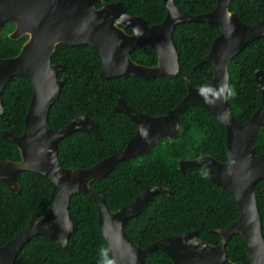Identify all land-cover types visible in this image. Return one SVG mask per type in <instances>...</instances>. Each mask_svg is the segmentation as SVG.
Wrapping results in <instances>:
<instances>
[{
  "label": "trees",
  "instance_id": "obj_1",
  "mask_svg": "<svg viewBox=\"0 0 264 264\" xmlns=\"http://www.w3.org/2000/svg\"><path fill=\"white\" fill-rule=\"evenodd\" d=\"M119 1L128 15L161 23L166 16L162 0H101ZM176 6L192 16L212 11L217 0H174ZM100 2L97 4L99 7ZM229 10L238 15L246 25L264 20V0H232ZM5 29L0 37V58L16 55L24 39L12 41ZM219 30L205 23H181L173 31L180 70L176 76H159L144 80L121 76L102 79L99 76L101 59L89 46L57 45L51 57L53 64L64 70L58 78L66 77L58 99L48 112L47 121L52 130H59L77 115H85L98 126L100 138L77 131L63 138L57 147L60 165L65 168H89L100 160L122 150L135 134L136 126L124 115L115 111L118 98L140 113L158 117L169 114L187 93L186 80L201 89L213 78L210 63L196 65L208 55ZM130 58L146 66L157 61L155 46L145 41ZM264 72V38L246 46L228 65L230 76L228 101L236 120L244 124L261 104V93L255 81V71ZM33 94L29 82L12 77L2 93L4 114L0 116V161L19 160L17 147L3 138L4 130L21 135L24 117ZM180 133L169 142L161 140L147 155L120 162L112 173L94 183H103L105 205L117 211L131 204L136 197L152 185L170 190V195L155 194L140 215L128 220L124 226L127 236L139 247L145 248L163 238L197 231L200 240L217 245L221 237L213 233L239 216L234 197L219 185L213 184L205 169L192 167L178 170L181 159H195L208 155L221 163L227 160L225 130L201 106H192L179 119ZM255 150L264 154V127L254 140ZM21 191L14 195L0 182V246L22 231L32 214L44 215L51 208L52 184L44 176L30 172L17 173ZM92 183V184H94ZM91 184V186H92ZM93 187V186H92ZM257 207L261 216L264 238V179L255 185ZM69 212L76 226L66 247L48 237H33L15 260V264H112L98 226L95 203L81 195L70 198ZM225 252L232 262H244L248 247L240 234L232 235L226 242ZM147 264H172L161 251H153Z\"/></svg>",
  "mask_w": 264,
  "mask_h": 264
},
{
  "label": "water",
  "instance_id": "obj_2",
  "mask_svg": "<svg viewBox=\"0 0 264 264\" xmlns=\"http://www.w3.org/2000/svg\"><path fill=\"white\" fill-rule=\"evenodd\" d=\"M165 19L157 24L128 15L121 2L100 0H0V35L6 22L15 25L9 39L17 41L27 36L18 55L0 59V116L4 114L2 93L14 76L26 79L33 87L31 102L24 118V131L15 136L3 131V138L12 142L20 154L19 162H0V182L12 194L21 188L15 176L30 172L46 177L52 184L51 208L44 214H32L19 234L0 246V264H15L23 247L36 236H45L66 247L76 222L69 212L70 198L81 194L91 199L97 208L98 226L112 264H147L153 251L164 252L172 264H264L262 220L257 207L255 185L264 179V154L255 150L254 140L264 127V72L255 71V81L261 93V104L250 119L239 123L227 98L230 76L228 65L248 44L264 38V20L254 25L243 24L238 15L229 10L232 0H217L215 8L192 16L181 11L174 0H162ZM205 23L219 30L210 52L197 65L210 63L213 78L203 88L194 87L186 80L187 93L167 115L150 116L129 107L122 99L115 111L125 115L137 127L136 133L119 152L89 168L65 169L60 165L57 147L68 135L81 131L100 138L97 123L84 115H77L59 130H52L47 121L50 108L58 99L66 78L57 79L64 70L52 64L57 45H87L101 59L99 76L102 79L121 76L150 80L159 76H176L179 57L173 42V31L181 23ZM130 28L128 35L121 28ZM145 41L155 46L157 61L154 66L133 62L130 53ZM192 106H201L225 130V163L204 155L195 159H181L178 170L192 167L207 171L210 181L227 190L235 199L238 218L213 233L221 237L217 245L199 239L198 232H188L163 238L145 248H139L125 233L126 222L137 217L155 194L170 195L163 186L152 185L129 205L110 211L102 194L91 184L108 177L122 161L149 154L162 140L173 142L180 133L179 119ZM234 234H240L248 247L244 262L228 259L225 246Z\"/></svg>",
  "mask_w": 264,
  "mask_h": 264
},
{
  "label": "flooded vegetation",
  "instance_id": "obj_3",
  "mask_svg": "<svg viewBox=\"0 0 264 264\" xmlns=\"http://www.w3.org/2000/svg\"><path fill=\"white\" fill-rule=\"evenodd\" d=\"M101 0H100V4H101ZM101 6V5H100ZM99 6V7H100ZM96 7H97V5H96ZM98 8V7H97ZM135 17H137V16H135ZM9 24H12L13 25V28H12V30H10V31H8L7 33H6V36L8 37V39H9V35L14 31V29H15V25L13 24V23H11V22H6L4 25H3V27H2V31H1V35H0V37L4 34V32H5V29L9 26ZM121 27V26H120ZM123 30H124V32L126 33V34H128V35H130V34H132V30L130 29V28H123V27H121ZM27 36H24V37H22V38H20L19 40H22V39H24V41L22 42V45H23V43L27 40ZM11 40V39H10ZM19 40H17V41H19ZM13 41V40H12ZM144 43V42H143ZM142 43V44H143ZM22 45H21V47H22ZM141 45V44H140ZM139 45V46H140ZM82 46V45H81ZM138 46V47H139ZM21 47H20V49H21ZM138 47H136V48H138ZM135 48V49H136ZM134 49V50H135ZM133 50V51H134ZM132 51V52H133ZM19 52H20V50H19ZM18 52V53H19ZM131 52V53H132ZM18 53L16 54V55H18ZM130 53V54H131ZM16 55H14V56H12V57H15ZM12 57H8V58H12ZM129 57H130V55H129ZM0 59H6V58H0ZM131 59V58H130ZM132 60V59H131ZM133 61V60H132ZM133 62H135V61H133ZM137 63V62H136ZM53 64V63H52ZM137 64H139V63H137ZM54 65H56V64H54ZM61 65V64H60ZM143 65V64H142ZM156 65V64H155ZM154 66V65H153ZM60 71H62V70H60ZM59 72V71H58ZM57 75H58V73H57ZM62 78H66V77H60V78H58V76H57V79H62ZM67 79V78H66ZM30 84V83H29ZM31 85V84H30ZM32 89H33V87H32ZM33 95V94H32ZM32 98V97H31ZM119 99V98H118ZM117 99V100H118ZM121 99V98H120ZM123 100V99H122ZM124 101V100H123ZM30 102H31V100H30ZM117 102V101H116ZM125 102V101H124ZM126 103V102H125ZM116 104V103H115ZM30 105V104H29ZM128 105V104H127ZM129 106V105H128ZM4 107V106H3ZM130 107V106H129ZM29 108V107H28ZM132 108V107H131ZM114 109H115V106H114ZM134 109V108H133ZM134 110H136V109H134ZM28 111V110H27ZM137 111V110H136ZM117 112V111H116ZM139 112V111H138ZM119 113V112H118ZM27 114V113H26ZM121 114V113H120ZM81 115V114H80ZM123 115V114H122ZM26 116V115H25ZM85 116V115H84ZM125 116V115H124ZM87 117V116H86ZM126 117V116H125ZM25 118V117H24ZM129 119V118H128ZM92 120V119H91ZM130 120V119H129ZM94 121V120H93ZM136 126V125H135ZM98 127V126H97ZM136 130H137V127H136ZM4 131H8V130H4ZM24 131V130H23ZM10 132V131H9ZM3 133V132H2ZM136 133V132H135ZM14 135V134H13ZM16 136V135H15ZM17 136H20V135H17ZM94 136V135H93ZM134 136V135H133ZM132 136V137H133ZM128 142V141H127ZM19 157H20V154H19ZM4 161V160H3ZM9 161H11V160H9ZM20 161V158H19V160L18 161H12V162H19ZM1 162V161H0ZM38 175V174H37ZM17 176V175H16ZM16 176H15V179H16ZM16 181H17V179H16ZM17 183H18V181H17ZM19 184V183H18ZM20 186V185H19ZM12 193V192H11Z\"/></svg>",
  "mask_w": 264,
  "mask_h": 264
},
{
  "label": "rangeland",
  "instance_id": "obj_4",
  "mask_svg": "<svg viewBox=\"0 0 264 264\" xmlns=\"http://www.w3.org/2000/svg\"><path fill=\"white\" fill-rule=\"evenodd\" d=\"M93 188L98 190L99 192H102L103 190V183L102 182H99V183H94L92 184Z\"/></svg>",
  "mask_w": 264,
  "mask_h": 264
}]
</instances>
